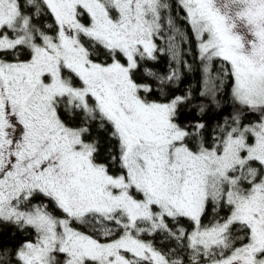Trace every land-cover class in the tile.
Returning a JSON list of instances; mask_svg holds the SVG:
<instances>
[{
  "label": "snow or ice",
  "instance_id": "1",
  "mask_svg": "<svg viewBox=\"0 0 264 264\" xmlns=\"http://www.w3.org/2000/svg\"><path fill=\"white\" fill-rule=\"evenodd\" d=\"M0 264H264V0H0Z\"/></svg>",
  "mask_w": 264,
  "mask_h": 264
},
{
  "label": "trees",
  "instance_id": "2",
  "mask_svg": "<svg viewBox=\"0 0 264 264\" xmlns=\"http://www.w3.org/2000/svg\"><path fill=\"white\" fill-rule=\"evenodd\" d=\"M198 80H199V74H196V75H194L192 77H189V81H191L193 84H195L196 81H198ZM197 87H198V85H197ZM4 235H5V238H7V235H8V231L7 230L5 231Z\"/></svg>",
  "mask_w": 264,
  "mask_h": 264
},
{
  "label": "rangeland",
  "instance_id": "3",
  "mask_svg": "<svg viewBox=\"0 0 264 264\" xmlns=\"http://www.w3.org/2000/svg\"><path fill=\"white\" fill-rule=\"evenodd\" d=\"M248 38H249V40L253 39V37H251V35H249ZM248 47H250V45H248Z\"/></svg>",
  "mask_w": 264,
  "mask_h": 264
}]
</instances>
